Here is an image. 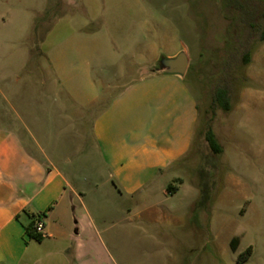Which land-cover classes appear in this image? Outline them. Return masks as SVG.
<instances>
[{
  "label": "rangeland",
  "instance_id": "rangeland-1",
  "mask_svg": "<svg viewBox=\"0 0 264 264\" xmlns=\"http://www.w3.org/2000/svg\"><path fill=\"white\" fill-rule=\"evenodd\" d=\"M252 1L259 4L253 26L239 22V12L228 7ZM263 31V0H0V85L10 102L4 99L5 109L48 113L66 105L73 130L56 125L63 135H52L61 152L83 150L74 164L86 158L99 167L90 123L112 96L158 72L161 56L188 55L185 83L199 116L184 159V184L175 185L181 187L180 205L191 186L198 194L170 224L110 222L102 232L105 264H264ZM64 45L72 48L63 56L67 64L54 68L53 48ZM83 47L96 49L89 55ZM219 88L227 91L229 110L214 100ZM91 92L105 97L89 112L59 103ZM209 128L220 153L205 139Z\"/></svg>",
  "mask_w": 264,
  "mask_h": 264
},
{
  "label": "crops",
  "instance_id": "crops-1",
  "mask_svg": "<svg viewBox=\"0 0 264 264\" xmlns=\"http://www.w3.org/2000/svg\"><path fill=\"white\" fill-rule=\"evenodd\" d=\"M95 49L82 51L91 55ZM71 52L65 45L53 48V67L66 66L63 56ZM103 97L105 92L70 94L59 103L89 112ZM4 99L10 103L0 85V264H105L102 232L110 222L170 224L198 194L191 186L185 192L189 200L180 205L181 187L175 185L184 184V159L199 116L184 76L141 75L92 116L98 168L86 158L74 164L83 150L61 152L53 138L56 125L73 130L66 105L61 106L66 112H9ZM32 215L42 217L40 241L25 233Z\"/></svg>",
  "mask_w": 264,
  "mask_h": 264
},
{
  "label": "trees",
  "instance_id": "trees-1",
  "mask_svg": "<svg viewBox=\"0 0 264 264\" xmlns=\"http://www.w3.org/2000/svg\"><path fill=\"white\" fill-rule=\"evenodd\" d=\"M262 1V0H261ZM264 3V0H263ZM259 4L256 3V1H252L249 7H246L245 5H234V6H230L228 5V7L232 10V12H239L238 15H236V19L239 22H252V19H254V17L257 15V11H258V7ZM245 11H247V15L245 14ZM251 26H253L252 23H250ZM262 39H264V31L263 34L261 36ZM215 102L219 105V107L225 109V110H229V101H228V94L225 88H219L216 92V95L214 97ZM205 139L208 142V145L211 149V151L213 153H220L222 151L221 146L219 145L214 132L212 131L211 128H209L207 130V132L205 133ZM171 185L170 184L167 188L170 189ZM31 219L30 221L24 225V229H25V233L27 234L28 238L36 240V241H40L43 237L41 236L40 233L36 232V227H35V220L39 219L42 217L40 215L37 216H30ZM237 240V237H233L230 241L231 247L233 250H235L234 246H233V242Z\"/></svg>",
  "mask_w": 264,
  "mask_h": 264
},
{
  "label": "water",
  "instance_id": "water-1",
  "mask_svg": "<svg viewBox=\"0 0 264 264\" xmlns=\"http://www.w3.org/2000/svg\"><path fill=\"white\" fill-rule=\"evenodd\" d=\"M188 61V55L184 50L171 57L161 56L157 61L158 72L184 76Z\"/></svg>",
  "mask_w": 264,
  "mask_h": 264
},
{
  "label": "built area",
  "instance_id": "built-area-1",
  "mask_svg": "<svg viewBox=\"0 0 264 264\" xmlns=\"http://www.w3.org/2000/svg\"><path fill=\"white\" fill-rule=\"evenodd\" d=\"M35 227H36V232L40 233L41 236L43 237L45 235V232H44V225H43L41 218L35 220Z\"/></svg>",
  "mask_w": 264,
  "mask_h": 264
}]
</instances>
